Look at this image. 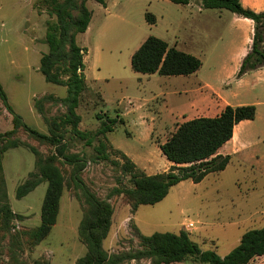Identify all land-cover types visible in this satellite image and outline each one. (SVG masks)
<instances>
[{
	"label": "rangeland",
	"instance_id": "obj_1",
	"mask_svg": "<svg viewBox=\"0 0 264 264\" xmlns=\"http://www.w3.org/2000/svg\"><path fill=\"white\" fill-rule=\"evenodd\" d=\"M49 1L0 0V85L10 110L25 124L47 134L49 128L53 130L54 120L58 127L53 131L62 135L60 140L69 152L83 159L81 181L112 208L104 250L112 253L137 247V239L129 237L135 230L129 217L123 224L118 223L127 209L113 190L130 185L128 174L121 170V152L128 158H148L153 170H160L166 159L158 144L177 124L196 116L214 115L221 104L254 106L253 118L239 121L234 138L220 148L219 153L230 156L224 168L207 173L196 183L181 180L159 202L129 210L134 216L131 222L143 236L185 230L201 250H213L221 257L237 244L245 230L263 226L264 65L237 75L247 52L250 22L225 9L198 12L195 6L169 0H106L105 10L95 1L85 0L91 17L86 30L75 36V43L83 50L81 74L85 88L74 108L79 116L76 129L85 132L87 138L106 117L116 120L111 131L96 135L86 145L85 138L72 132L70 123L60 125L65 108L58 101H42L40 112L35 106L43 96L65 95V87L45 82L37 69L39 56L46 50V26L54 21L48 12ZM146 14L153 17V22L146 20ZM149 35L192 53L200 61L199 68L187 76L133 72L130 55ZM240 51L245 52L241 55ZM11 118L0 101V134L11 129ZM11 138L19 144L7 148L0 159L6 202L13 215L9 222L11 235L0 231V264H30L35 260L49 263L53 250L66 259L73 258L78 252L68 232L59 237L54 232L36 244L31 241L30 231L40 223L47 181L41 177L27 194L20 198L14 195L29 173L37 172L35 156L27 145L43 156L52 153L54 147L38 144L22 129ZM99 139L106 146L107 159L96 155L94 147ZM57 166L64 182L58 202L65 209L69 204L75 206L81 218L82 207L69 180L70 167L63 163ZM186 221L193 223L190 230L181 226ZM118 225L124 228L123 234L118 235ZM186 262L202 264L192 258ZM245 264H264V246Z\"/></svg>",
	"mask_w": 264,
	"mask_h": 264
},
{
	"label": "trees",
	"instance_id": "obj_2",
	"mask_svg": "<svg viewBox=\"0 0 264 264\" xmlns=\"http://www.w3.org/2000/svg\"><path fill=\"white\" fill-rule=\"evenodd\" d=\"M103 5L104 0H93ZM176 4H187L189 0H169ZM204 9H225L239 17L252 22L249 48L242 57L237 75L247 69L264 65V10L253 11L242 6L240 0H198ZM50 15L54 21L49 22L43 36L46 50L38 59V71L47 83L65 87V95L61 98L43 96L35 102L40 112L39 104L44 100L53 99L65 108L60 125L71 124V130L80 138L86 133L76 129L79 116L74 108L78 105L80 95L84 92L82 70L83 50L75 43V36L85 31L91 12L85 6V0H50ZM148 22L153 17L146 14ZM129 66L136 73H157L163 76L188 75L195 72L200 61L190 53L168 46L165 41L147 36L133 51L129 58ZM0 101L11 114V129L0 134V159L2 153L9 147H15L18 141L11 136L22 129L38 144H48L54 151L41 155L36 148L27 145L35 156L36 174L29 173L28 178L15 188V197L20 198L31 191L43 178L47 186L40 205V223L30 231L32 243L41 241L49 232L55 221L58 198L63 178L57 163L70 167L69 180L82 207V216L77 226V237L84 245V254L78 257L75 264H123L130 260L147 259L149 264H170L173 262L187 263L192 258L202 264H245L264 246V225L259 228L245 230L239 236L237 244L225 255L218 256L213 250H201L191 240L189 233L179 229L176 233L154 232L148 236L140 235L133 230L131 236L137 239L134 249L107 253L102 242L109 232L112 208L104 198H98L90 191L79 177L84 161L78 153L69 152L66 144L61 141L62 135L53 130L58 124L52 120L53 130L49 128L44 134L29 127L21 117L12 112L6 102V96L0 85ZM254 106L224 105L214 116H197L187 119L175 127L158 149L164 158L171 163L166 171L146 175L139 170L123 153L121 158L122 172L128 174L129 186L115 188L114 193L120 195L121 201L133 211L139 205H152L162 200L169 188L181 180L188 179L193 183L200 181L207 173L224 168L230 156L219 155L217 149L231 138L235 124L242 120L252 119ZM115 119L106 117L100 123L94 134L85 138L89 145L96 135H104L112 130ZM232 139V138H231ZM97 157L107 159L106 146L98 140L94 147ZM42 177V178H41ZM12 212L6 202L4 178L1 173L0 160V231L9 233V222ZM11 235V234H10ZM30 264H49L44 260H35Z\"/></svg>",
	"mask_w": 264,
	"mask_h": 264
},
{
	"label": "crops",
	"instance_id": "obj_3",
	"mask_svg": "<svg viewBox=\"0 0 264 264\" xmlns=\"http://www.w3.org/2000/svg\"><path fill=\"white\" fill-rule=\"evenodd\" d=\"M114 0H112V3H113ZM106 0H104V4L102 5V8L105 10L107 8V5H106ZM240 3L242 4V6L244 7H248L250 9H252L253 11H262L264 10V0H240ZM101 5V4H100ZM181 5H192V6H195L196 7V10L198 12H202L204 11L205 9L204 8H201L200 7V4H199V1L198 0H189V2L187 4H181ZM91 17V15H90ZM239 17V16H238ZM241 19H245L247 21L250 22L251 26H250V31H252V22L249 20V19H246V18H243V17H240ZM90 20V19H89ZM89 23V22H88ZM88 26V25H87ZM87 28V27H86ZM86 30V29H85ZM83 33V32H82ZM80 34V33H79ZM250 36H251V32H250ZM249 42H248V46L246 47V50H248L249 48V43H250V38L248 39ZM264 42V40H263ZM245 51H240L241 55H243V53ZM187 53V52H186ZM192 54V53H190ZM189 75V74H188ZM185 76V75H184ZM187 76V75H186ZM226 104H221L219 107L220 109ZM220 111V110H219ZM218 111V112H219ZM217 112V113H218ZM216 113V114H217ZM214 114V115H216ZM214 115H211V116H214ZM201 116H208V115H201ZM197 117V116H196ZM193 118V117H192ZM235 126L236 124L233 126V129H232V135H231V138L233 139L234 136H235ZM229 139L227 140L223 145H225L227 142H231L232 139ZM221 145L216 153L219 154V155H226V154H221L219 153L220 152V148L223 146ZM123 153V152H121ZM124 154V153H123ZM126 157L127 155L124 154ZM128 158V157H127ZM131 162L134 163V165L140 169L143 173H145L146 175H150V174H155V173H159V172H163V171H166L168 169V167L171 165L170 162H168L166 160V162H164L163 166H161L160 170H153V167L152 165H150V162L147 159H141V158H136V159H133L132 157L128 158ZM140 162H142V164H139ZM163 167V168H162ZM61 199V198H60ZM124 206L126 207L127 209V213L126 215H124V217L118 222L121 224H123L126 219V217H129V221L130 223L133 225L134 229H136V227L134 226V224L131 222L134 218L133 214H131V212L129 211V206L127 204H124ZM77 209L75 208V206H72V204H69V207H67L65 209V205L61 203V201L59 200L58 202V208H57V214H56V217H55V221L54 223L51 225L50 227V230L48 232V234L43 238L45 239L47 236L51 235L52 233L56 232V237H59L61 235H63L64 233H69V237L72 239V247L76 248L77 249V254L76 255H73V258H70V259H66L64 256H60L58 253H56L54 250L53 251H50V258H49V264H75V260L82 256L84 254V251H85V247L84 245L81 243V242H77L78 238H77V225H78V222L80 220V216L77 215ZM113 215V213H112ZM78 217V218H77ZM112 219V218H111ZM65 226L64 227V230H60V228L62 226ZM119 226V225H118ZM56 227L58 228L57 231L55 230ZM124 229V228H123ZM122 229L121 226L118 227V235L119 233L123 232L124 233V230ZM122 233V234H123ZM60 234V235H59ZM116 235H117V231H116ZM54 236V235H53ZM64 237V236H62ZM132 237V236H131ZM121 238V237H120ZM42 239V240H43ZM41 240V241H42ZM56 240V239H55ZM62 241L61 239H58L57 241ZM118 240L119 239V236H118ZM79 241V240H78ZM104 240L102 242V247L103 249H105V244H104ZM106 250V249H105ZM170 264H183V262H173V263H170Z\"/></svg>",
	"mask_w": 264,
	"mask_h": 264
},
{
	"label": "built area",
	"instance_id": "obj_4",
	"mask_svg": "<svg viewBox=\"0 0 264 264\" xmlns=\"http://www.w3.org/2000/svg\"><path fill=\"white\" fill-rule=\"evenodd\" d=\"M127 219H129V218H127ZM181 226L184 228V229H186V230H190V228L193 226V223L191 222V221H186V222H182L181 223ZM15 227V226H14ZM16 228V227H15ZM126 232V231H125ZM131 235L129 234V237H130ZM122 249V248H121ZM120 249V250H121ZM125 249H127V248H125ZM117 251V250H116ZM116 251H112V252H116ZM110 252V251H109ZM134 261L135 260H130L129 261V263H133V264H136V263H134ZM136 262V261H135ZM138 264H149V261L147 260V259H140V260H138Z\"/></svg>",
	"mask_w": 264,
	"mask_h": 264
}]
</instances>
